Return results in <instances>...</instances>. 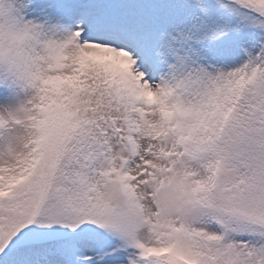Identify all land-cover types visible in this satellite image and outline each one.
Wrapping results in <instances>:
<instances>
[{
  "label": "snow or ice",
  "instance_id": "1",
  "mask_svg": "<svg viewBox=\"0 0 264 264\" xmlns=\"http://www.w3.org/2000/svg\"><path fill=\"white\" fill-rule=\"evenodd\" d=\"M0 264H264V0H0Z\"/></svg>",
  "mask_w": 264,
  "mask_h": 264
}]
</instances>
